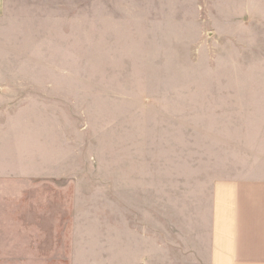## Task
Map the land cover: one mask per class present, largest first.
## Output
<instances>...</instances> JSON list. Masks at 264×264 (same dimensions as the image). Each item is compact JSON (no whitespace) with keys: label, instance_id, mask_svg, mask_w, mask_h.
Returning <instances> with one entry per match:
<instances>
[{"label":"rangeland","instance_id":"374dc122","mask_svg":"<svg viewBox=\"0 0 264 264\" xmlns=\"http://www.w3.org/2000/svg\"><path fill=\"white\" fill-rule=\"evenodd\" d=\"M227 178L264 179V0H0L3 264H207Z\"/></svg>","mask_w":264,"mask_h":264},{"label":"crops","instance_id":"0c3cea01","mask_svg":"<svg viewBox=\"0 0 264 264\" xmlns=\"http://www.w3.org/2000/svg\"><path fill=\"white\" fill-rule=\"evenodd\" d=\"M2 190L0 187V264H3L1 236ZM42 248H35L27 238L25 249L14 247L10 240L9 259H27L26 264H142L122 260L119 253L97 251L89 244L101 239L83 238L76 234L70 240L67 252L66 239L48 238ZM30 243V246H29ZM83 244L86 246L83 247ZM62 245V246H61ZM207 264H264V179L227 178L216 180L212 188L210 234L206 245ZM19 251H21L19 253ZM34 260H40L35 263ZM31 261V262H30Z\"/></svg>","mask_w":264,"mask_h":264}]
</instances>
